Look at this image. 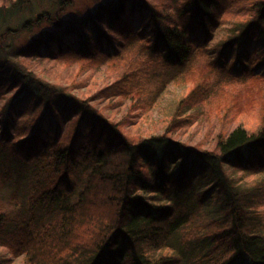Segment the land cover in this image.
I'll return each instance as SVG.
<instances>
[{
  "label": "trees",
  "instance_id": "1",
  "mask_svg": "<svg viewBox=\"0 0 264 264\" xmlns=\"http://www.w3.org/2000/svg\"><path fill=\"white\" fill-rule=\"evenodd\" d=\"M75 3L0 0V264H264V0Z\"/></svg>",
  "mask_w": 264,
  "mask_h": 264
},
{
  "label": "rangeland",
  "instance_id": "2",
  "mask_svg": "<svg viewBox=\"0 0 264 264\" xmlns=\"http://www.w3.org/2000/svg\"><path fill=\"white\" fill-rule=\"evenodd\" d=\"M98 0H76V3L74 5V8H72V11H71V14H76V13H85L86 11H88L89 9H93L95 6H96V3H97ZM58 73L62 74V75H66V72H64L65 70L63 69V67L59 68V71L56 70ZM70 77H74V71L68 73ZM164 116L163 113H161L159 110H154L153 111V120L151 121V124L150 125H153V127L155 128L156 125L158 126L159 123H158V120L157 119H162ZM256 116H252V119L255 120ZM207 122L205 120H203V127L204 125H206ZM201 134H197L195 137H193V135H191L190 137L191 138H195V139H199L201 137ZM3 250L5 249H2L0 248V251L3 252ZM19 259L16 260V263L15 264H19Z\"/></svg>",
  "mask_w": 264,
  "mask_h": 264
}]
</instances>
